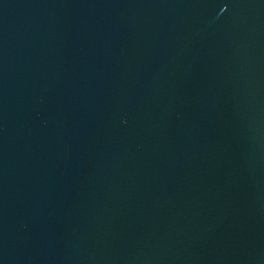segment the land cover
I'll return each mask as SVG.
<instances>
[{
    "label": "water",
    "instance_id": "95a60500",
    "mask_svg": "<svg viewBox=\"0 0 264 264\" xmlns=\"http://www.w3.org/2000/svg\"><path fill=\"white\" fill-rule=\"evenodd\" d=\"M0 264H264V0H0Z\"/></svg>",
    "mask_w": 264,
    "mask_h": 264
}]
</instances>
